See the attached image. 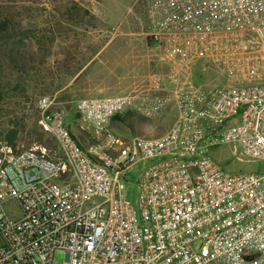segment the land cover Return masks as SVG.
<instances>
[{
  "label": "built area",
  "instance_id": "obj_1",
  "mask_svg": "<svg viewBox=\"0 0 264 264\" xmlns=\"http://www.w3.org/2000/svg\"><path fill=\"white\" fill-rule=\"evenodd\" d=\"M146 20L166 69L142 89L79 98L94 141L78 143L55 95L37 101L52 147L0 141V264H264V174L224 169L207 149L236 142L264 160V0H154ZM172 105L159 136L110 128L117 113ZM140 162L131 202L125 176Z\"/></svg>",
  "mask_w": 264,
  "mask_h": 264
},
{
  "label": "rangeland",
  "instance_id": "obj_2",
  "mask_svg": "<svg viewBox=\"0 0 264 264\" xmlns=\"http://www.w3.org/2000/svg\"><path fill=\"white\" fill-rule=\"evenodd\" d=\"M153 1L0 0V21L8 20L0 33V141L1 133L17 123L19 148L53 146L51 135L38 122L37 101L42 95L56 96V105L82 146L94 141L76 101L142 89L149 73L166 69L145 34L146 12ZM105 72L118 78L102 83L99 78ZM137 115L111 119V130L121 138L159 136L174 121L176 109L172 105L151 117ZM207 149L224 169L264 174V160L246 159L236 142ZM143 165L132 166L125 176L123 192L131 202L138 196L136 180ZM5 208L12 216L21 214L16 199ZM63 260V253L56 252L54 261Z\"/></svg>",
  "mask_w": 264,
  "mask_h": 264
},
{
  "label": "trees",
  "instance_id": "obj_3",
  "mask_svg": "<svg viewBox=\"0 0 264 264\" xmlns=\"http://www.w3.org/2000/svg\"><path fill=\"white\" fill-rule=\"evenodd\" d=\"M7 21H8L7 19L0 21V33L7 29ZM199 79L200 78L198 77L195 79V81H198ZM0 97H1V91H0ZM124 116H126L130 119V118H133V117L138 116V115H137V113L132 112V111H125V112L115 114L112 117V120L113 121H115V120L116 121H118V120L124 121L125 120ZM18 132H19V129H18V125L16 123L14 126L7 128L4 132L1 133L2 134L1 141H5L7 144L11 145L13 148H16V146H17L16 143H17V139H18ZM78 143H79V141H78Z\"/></svg>",
  "mask_w": 264,
  "mask_h": 264
},
{
  "label": "crops",
  "instance_id": "obj_4",
  "mask_svg": "<svg viewBox=\"0 0 264 264\" xmlns=\"http://www.w3.org/2000/svg\"><path fill=\"white\" fill-rule=\"evenodd\" d=\"M107 45H110V42H109V44H107ZM105 47H106V46H105ZM105 73H106V72H105ZM78 75H79V73L75 76L74 79H76V78L78 77ZM114 78H115V79L118 78L117 74H115V77H112V76H109V74H108V72H107V73L105 74V76L102 75L99 79L101 80L102 83H104V81H106V80H107L108 82H109V80H110V82H113Z\"/></svg>",
  "mask_w": 264,
  "mask_h": 264
}]
</instances>
